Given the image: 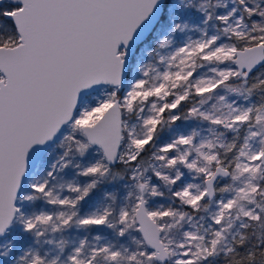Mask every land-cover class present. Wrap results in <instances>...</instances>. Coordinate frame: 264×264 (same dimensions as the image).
I'll return each mask as SVG.
<instances>
[{"label":"snow or ice","instance_id":"6c2138e0","mask_svg":"<svg viewBox=\"0 0 264 264\" xmlns=\"http://www.w3.org/2000/svg\"><path fill=\"white\" fill-rule=\"evenodd\" d=\"M0 264H264V0H0Z\"/></svg>","mask_w":264,"mask_h":264}]
</instances>
